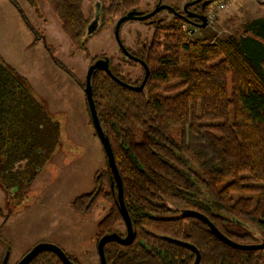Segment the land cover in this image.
<instances>
[{
    "label": "trees",
    "instance_id": "1",
    "mask_svg": "<svg viewBox=\"0 0 264 264\" xmlns=\"http://www.w3.org/2000/svg\"><path fill=\"white\" fill-rule=\"evenodd\" d=\"M9 1L34 34V43L43 40L54 64L84 88L86 81L57 58L54 46L31 25L18 2ZM45 1L72 45L85 49L92 36L87 32L92 18L86 16L83 0ZM140 2L100 0L101 28L138 10ZM184 24L173 15L156 27L142 51L150 70L143 90L123 86L103 70L92 76L98 117L114 152L136 234L129 245L108 242L106 260L108 264H194L196 253L170 240L177 239L198 248L199 264H264V249L233 248L199 218L182 214L183 209L197 210L240 243L264 239V44L248 34L213 42L193 39ZM124 59L131 67L139 65L126 55ZM110 68L134 86L145 76L133 81L121 65L113 68L111 60ZM88 113L94 128L89 107ZM59 137L60 124L27 79L0 57V165L2 180L10 181L5 187L30 182L25 172L55 150ZM113 182L107 159L106 167L96 174L94 189L71 203L81 216L91 215L100 200L109 203L97 224V244L106 234H127ZM6 222L0 224V231ZM68 256L78 264L76 256ZM29 264L64 263L43 250Z\"/></svg>",
    "mask_w": 264,
    "mask_h": 264
},
{
    "label": "rangeland",
    "instance_id": "2",
    "mask_svg": "<svg viewBox=\"0 0 264 264\" xmlns=\"http://www.w3.org/2000/svg\"><path fill=\"white\" fill-rule=\"evenodd\" d=\"M16 1L31 25L54 46L57 58L83 83L94 58L100 56L109 57L113 68L121 65V71L129 73L133 81L143 75L140 65L127 64L117 44L114 29L119 16L100 26L87 39L85 49H77L45 0ZM188 1L141 0L138 11L150 13L161 3L183 10ZM97 2L100 0H83L84 12L90 19L94 18ZM214 6L207 8V14L215 16L206 27L184 24L190 38L207 42L229 36L240 39L245 34L251 36L253 27L264 20V0H230L220 11ZM172 18L173 14L164 10L153 23L128 20L120 29L122 42L132 52L144 51L156 27ZM33 40L35 36L19 11L9 0H0V57L27 79L53 120L60 124L55 150L44 154L37 167L25 172L30 182L6 188L10 181L2 180L0 165V224L7 221L0 231L1 262L7 259V264H16L35 245L50 243L76 256L78 264H100L97 224L110 205L100 200L91 215L81 216L73 211L71 203L94 189L97 172L107 165L106 154L94 136L84 88L54 64L43 40L35 45ZM119 228L124 231L123 225Z\"/></svg>",
    "mask_w": 264,
    "mask_h": 264
},
{
    "label": "water",
    "instance_id": "3",
    "mask_svg": "<svg viewBox=\"0 0 264 264\" xmlns=\"http://www.w3.org/2000/svg\"><path fill=\"white\" fill-rule=\"evenodd\" d=\"M199 1L200 0H194V1L188 2L184 6V11L187 12V14L189 16L194 17V18L201 21L200 24L197 22H195V23L191 22L192 23L191 25H194L196 27H206L208 24V16H206L205 14H198V13L191 12L188 10L189 7L193 6L194 4L198 3ZM165 9L170 10L173 13L179 15V13L175 9H173L171 6L166 5V4H160L152 12L147 13V14L139 12L136 9L131 10L127 14L121 16L115 25L114 34H115L117 44H118L119 48L121 49V51L126 56H128L129 58L141 62L144 66L145 76H144V79L140 85H138V86L130 85V84L125 83L124 81H121L119 78H117L113 74V72L110 68V59L108 57L98 58L97 60H95L94 63L89 67L88 72H87L86 85L84 87L86 100L88 102V107H89V111H90V114L92 117L94 128H95L96 133L99 137V140H100V142L104 148L105 154H106L107 159H108L109 166H110L112 173H113L114 182L112 183V186L115 184L117 189H118V204H119L120 211H121V214L124 218L125 226L127 229V234L125 236H121L117 233H111V234L104 235L99 240L97 248H98V255L100 258V264H108L107 260H106V255H105V245L108 242L115 241V242H118L120 244L129 245L134 241L136 234H135V231L133 228V224H132V220L130 218L129 212H128L127 207L125 205L124 195H123V181H122L121 175L119 173V170H118V167H117V164L115 161L114 152H113L110 140L105 135L103 128H102V125L100 123L99 117H98L97 109L95 106V101H94L93 94H92V76L96 70H103V71L107 72L117 82L122 84L123 86H126V87L133 89V90H136V91L143 90L145 88V85H146L147 80H148L149 75H150L149 67L143 59L133 56L128 51V49L125 47L124 43L122 42V39L120 36V29H121L122 24L128 20L148 21L152 17H154L156 14H158L160 11L165 10ZM180 16H183V15H180ZM100 22H101V3H97L94 18L91 20V22L89 23L88 28H87L88 35H93L99 30ZM182 214H183V216L199 218L200 220H202L203 222H205L209 226L212 233L217 238H219L224 243H226L227 245H229L233 248H237V249H241V250H261V249H264V239L259 243H249V244L234 241L231 238L227 237L223 232H221L216 227V225L205 214H203L197 210L183 209ZM170 240L177 243V244H180V245H183V246H186V247L192 249L196 253V256H197L194 264H199V262H200V251L198 250V248L195 245L188 243V242H185V241L177 240V239H170ZM43 250H48V251L55 253L62 260V262L64 264H75L69 258L68 254L61 247H59L58 245H55V244H50V243H39V244L35 245L16 264H29L33 260V258H35ZM6 260L3 262V264H7Z\"/></svg>",
    "mask_w": 264,
    "mask_h": 264
},
{
    "label": "flooded vegetation",
    "instance_id": "4",
    "mask_svg": "<svg viewBox=\"0 0 264 264\" xmlns=\"http://www.w3.org/2000/svg\"><path fill=\"white\" fill-rule=\"evenodd\" d=\"M191 1H194V0H189L188 2H191ZM216 1H218V0H200L198 3H196V4H194L193 6H191V7H189L188 8V10L189 11H191V12H195V13H198V14H205L206 16H208V14H207V8H208V6H211L212 4H214ZM187 2V3H188ZM97 3H100V2H97ZM186 3V4H187ZM207 3V4H206ZM162 4V3H161ZM172 7V6H171ZM173 9H175L178 13H179V15H177V14H175V13H173L172 11H170V10H168L169 12H171L174 16H178V17H180L182 20H184V23H186V24H189V25H191L192 23H195V22H197V23H201V21L200 20H198V19H196V18H194V17H191V16H189L188 14H187V12H185L184 11V7H183V10H180V9H178V8H175V7H172ZM166 10V9H165ZM162 11H164V10H162ZM162 11H160V12H162ZM159 12V13H160ZM158 13V14H159ZM158 14H156L155 16H157ZM180 15H183V16H180ZM155 16L154 17H152V19H150V20H148V21H146V22H150V23H153V21H155ZM208 21H209V18H208ZM192 22V23H191ZM192 26H194V25H192ZM144 47H146V45L144 44ZM121 50V49H120ZM142 49H140V51L137 53L136 52V54L137 55H133V56H135V57H137V58H141L142 59ZM122 52V51H121ZM123 53V52H122ZM123 55H125L124 53H123ZM106 57V56H105ZM128 57V56H127ZM109 58V57H108ZM110 59V58H109ZM138 62V64L140 65V67L141 68H143V74L145 73V69H144V66H143V64L141 63V62H139V61H137ZM142 82V81H141ZM141 82H140V84H141ZM139 84V85H140Z\"/></svg>",
    "mask_w": 264,
    "mask_h": 264
},
{
    "label": "crops",
    "instance_id": "5",
    "mask_svg": "<svg viewBox=\"0 0 264 264\" xmlns=\"http://www.w3.org/2000/svg\"><path fill=\"white\" fill-rule=\"evenodd\" d=\"M251 34H252L251 35L252 38L257 39L258 41H260L264 44V20L261 21V23L259 25H257L256 27H253ZM33 44L34 45L36 44V43H34V40H33ZM0 264H3L1 262V253H0Z\"/></svg>",
    "mask_w": 264,
    "mask_h": 264
},
{
    "label": "built area",
    "instance_id": "6",
    "mask_svg": "<svg viewBox=\"0 0 264 264\" xmlns=\"http://www.w3.org/2000/svg\"><path fill=\"white\" fill-rule=\"evenodd\" d=\"M229 2H230V0L229 1H227V0H218V1H216L214 3L215 10L217 9L218 11H220V10L225 9ZM214 16H215V13H211V14L208 15V18L211 20Z\"/></svg>",
    "mask_w": 264,
    "mask_h": 264
}]
</instances>
